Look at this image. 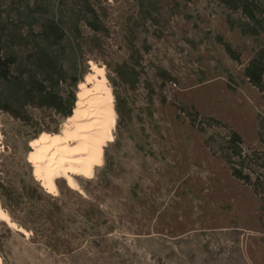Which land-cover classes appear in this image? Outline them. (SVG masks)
<instances>
[{
	"label": "rangeland",
	"instance_id": "rangeland-1",
	"mask_svg": "<svg viewBox=\"0 0 264 264\" xmlns=\"http://www.w3.org/2000/svg\"><path fill=\"white\" fill-rule=\"evenodd\" d=\"M102 5L108 34L85 59L106 70L114 142L90 179L76 178L78 190L61 179L54 196L30 154L39 131L60 135L69 120L28 107L25 125L0 112V183L11 191L0 190V207L27 232L0 221L3 263L264 264V92L244 77L264 34L244 36L245 19L216 0ZM185 107L222 125L203 133ZM230 130L243 140L252 184L234 178L219 151Z\"/></svg>",
	"mask_w": 264,
	"mask_h": 264
},
{
	"label": "trees",
	"instance_id": "trees-1",
	"mask_svg": "<svg viewBox=\"0 0 264 264\" xmlns=\"http://www.w3.org/2000/svg\"><path fill=\"white\" fill-rule=\"evenodd\" d=\"M102 1L0 0V112L25 125L33 123L28 107L51 110L66 121L74 117L81 88L91 74L92 61L85 59V53L100 50L102 37L108 34ZM216 1L245 19L240 20L244 36L259 38L264 34L261 0ZM83 27L89 30L87 36ZM225 45L232 59L239 61L230 45ZM160 76L165 81L172 79L165 71ZM244 77L264 92V50L245 67ZM182 111L193 124H199L203 133L207 128L222 125L214 118L198 121L199 114L193 107ZM39 132L44 134L35 141L46 134H59L50 129ZM261 140L264 144L262 134ZM242 145L241 136L230 130L228 137L220 140L219 151L233 177L249 185L251 176L243 171L249 158L244 155ZM257 181L264 192V183ZM0 190L6 196L11 195L1 183Z\"/></svg>",
	"mask_w": 264,
	"mask_h": 264
},
{
	"label": "bare ground",
	"instance_id": "bare-ground-1",
	"mask_svg": "<svg viewBox=\"0 0 264 264\" xmlns=\"http://www.w3.org/2000/svg\"><path fill=\"white\" fill-rule=\"evenodd\" d=\"M94 75L81 88L77 111L60 135H45L32 145L30 163L37 169L36 178L51 195L58 193L57 181L78 190L76 178L90 179L103 165L105 148L114 142L117 113L112 88L104 67L92 64ZM2 134L0 133V140ZM0 221L17 229L10 215L0 207ZM0 264L3 263L0 254Z\"/></svg>",
	"mask_w": 264,
	"mask_h": 264
}]
</instances>
